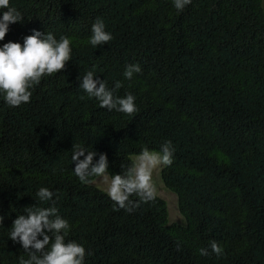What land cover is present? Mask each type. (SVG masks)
Returning a JSON list of instances; mask_svg holds the SVG:
<instances>
[{"label": "trees", "instance_id": "16d2710c", "mask_svg": "<svg viewBox=\"0 0 264 264\" xmlns=\"http://www.w3.org/2000/svg\"><path fill=\"white\" fill-rule=\"evenodd\" d=\"M11 3L24 18L0 45L22 44L38 29L69 37L73 53L30 102L10 107L0 96V264L27 258L7 233L41 186L71 225L67 239L85 246V264H264L263 0H192L182 12L172 0ZM97 18L114 38L94 49ZM133 63L142 71L129 81L123 72ZM93 65L110 87L122 82L117 94L132 93L138 112L108 111L87 97L77 78ZM166 140L176 151L162 181L182 223L169 221L158 195L129 213L97 178L85 184L73 171L75 144L94 159L105 153L111 175ZM211 241L220 257L199 254Z\"/></svg>", "mask_w": 264, "mask_h": 264}, {"label": "clouds", "instance_id": "9594fccd", "mask_svg": "<svg viewBox=\"0 0 264 264\" xmlns=\"http://www.w3.org/2000/svg\"><path fill=\"white\" fill-rule=\"evenodd\" d=\"M191 3L192 0H172L173 7L180 12ZM23 18L22 12L11 0H0V41L4 40L10 24L22 22ZM113 38V34L106 30L104 20L97 18L91 26L89 44L95 49ZM72 53L69 37L61 35L57 38L52 32L38 29L26 35L22 44L14 41L3 43L0 45V96L10 107L30 102L35 86L44 77L64 69L66 63L72 60ZM141 71L139 63L128 64L123 76L131 81ZM77 79L79 88L89 99H95L101 108L129 116L139 111L132 93L124 96L117 94L123 86L122 82L115 81L110 87L105 79L97 75L95 65ZM175 151L171 140L164 141L157 150L145 147L132 159L130 166L111 175L105 153H100L99 158L94 159L97 156L95 151L75 144L71 160L75 163L73 171L82 183H92L94 178H101L110 199L119 208L131 213L141 203L155 200L157 189L153 173L161 167L171 166ZM53 197L54 192L48 187H39L35 193L37 203L25 207L23 214L17 215L8 228L7 238L19 243L27 254V258H19V264H85L86 248L76 240L67 239L71 225L60 214ZM3 222L4 216L0 215V226H3ZM198 251L201 256L211 253L220 257L223 254L222 246L216 241H211L208 247H201Z\"/></svg>", "mask_w": 264, "mask_h": 264}, {"label": "rangeland", "instance_id": "374dc122", "mask_svg": "<svg viewBox=\"0 0 264 264\" xmlns=\"http://www.w3.org/2000/svg\"><path fill=\"white\" fill-rule=\"evenodd\" d=\"M263 5H264V0H263ZM161 172H162V167L153 173V179H154V183L156 185L157 195L160 196L162 199H164L166 202L167 210H168V214H169V221L171 223H182L183 222V216L181 215V213L179 212V209H178L177 197L173 192H171L164 185V183L162 181ZM93 183L97 187H99L105 191L106 185L103 183V180L101 178H97L96 180H94Z\"/></svg>", "mask_w": 264, "mask_h": 264}]
</instances>
